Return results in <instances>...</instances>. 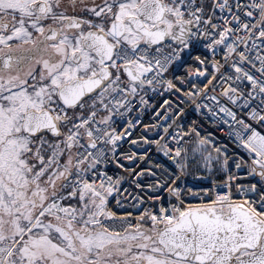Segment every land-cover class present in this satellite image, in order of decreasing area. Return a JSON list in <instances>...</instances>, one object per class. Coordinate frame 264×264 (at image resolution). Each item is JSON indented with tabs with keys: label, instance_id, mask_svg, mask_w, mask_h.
I'll use <instances>...</instances> for the list:
<instances>
[{
	"label": "snow or ice",
	"instance_id": "snow-or-ice-1",
	"mask_svg": "<svg viewBox=\"0 0 264 264\" xmlns=\"http://www.w3.org/2000/svg\"><path fill=\"white\" fill-rule=\"evenodd\" d=\"M0 264H264V0H0Z\"/></svg>",
	"mask_w": 264,
	"mask_h": 264
},
{
	"label": "bare ground",
	"instance_id": "bare-ground-1",
	"mask_svg": "<svg viewBox=\"0 0 264 264\" xmlns=\"http://www.w3.org/2000/svg\"><path fill=\"white\" fill-rule=\"evenodd\" d=\"M189 180L191 181V178H189Z\"/></svg>",
	"mask_w": 264,
	"mask_h": 264
}]
</instances>
